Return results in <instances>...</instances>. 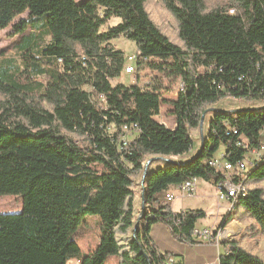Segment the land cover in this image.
I'll return each instance as SVG.
<instances>
[{"label": "trees", "instance_id": "1", "mask_svg": "<svg viewBox=\"0 0 264 264\" xmlns=\"http://www.w3.org/2000/svg\"><path fill=\"white\" fill-rule=\"evenodd\" d=\"M57 1L0 0V29L12 25L9 36L34 28L37 16L44 20L36 29L50 36L36 48V34H23L21 66L0 63V194L23 197L21 212L0 213V264H106L111 254H120V264H172L171 254L152 242L150 225L165 222L194 242L196 224L208 213L174 212L169 186L192 177L215 185L222 174L208 159L222 145L225 158L237 162L264 144V103L217 106L233 98L264 102V0H161L178 40L152 18L149 0H89L93 33H54L47 21ZM113 17L119 22L101 29ZM121 36L136 43L137 68L155 72L147 84L112 83L127 60L113 43ZM176 81V98L168 100L176 126L169 127L155 117ZM204 112L207 133L200 134ZM131 123L139 132L122 145V126ZM226 123L239 133L228 134ZM196 131L199 153L182 162L165 159L187 153ZM240 134L247 140L242 144ZM254 162L244 182L247 194L226 221L243 212L255 221L248 229L258 234L264 230V156ZM142 190L146 224L123 244L119 234L133 229ZM88 213L100 216L101 236L80 256L73 234ZM222 245L220 264H264L239 240Z\"/></svg>", "mask_w": 264, "mask_h": 264}, {"label": "rangeland", "instance_id": "2", "mask_svg": "<svg viewBox=\"0 0 264 264\" xmlns=\"http://www.w3.org/2000/svg\"><path fill=\"white\" fill-rule=\"evenodd\" d=\"M147 8L152 18L162 27V29L169 36H171L175 40H178L175 30L174 17L163 6L161 0H149ZM57 10L59 12L53 9V13L51 14V18H52L51 32L67 33L74 36L82 33L91 34L94 32L93 31L94 20L91 16V6L89 0H60L59 4H57ZM27 14L28 12L26 11L18 15L17 17H15L13 23L19 20L21 17H25ZM35 18L36 19L33 22L35 29L32 27H28V29L23 34H28V35L32 33L36 34L37 42L34 47L37 48L39 45L41 46L45 42H47L50 39V36L46 34L43 31V29H41L42 27L36 29V26L40 25V23L43 22L44 20L42 19L43 17L37 16ZM119 20L120 18L113 17L104 25H102L101 29H107L108 27L115 25L117 22H119ZM11 26L12 25H9L5 29L0 30V36H1L0 57L1 60H11L13 64L17 65L19 68L21 66V53L17 43L19 41L21 43L22 34L9 36V32H11ZM113 43L116 45L118 49L124 51L126 56L138 53L136 43L123 36L114 39ZM154 74L155 72L151 70L147 65H141V67L137 68V71L135 73H128V74L123 73L122 76L112 80V83L117 84L119 82H123L126 84H130V83H136L138 81L140 84L144 85L151 81V79L154 77ZM179 87H180L179 81H176V83L173 85L172 91L164 96V98H166V101L163 102L162 112L168 118H170L171 122L174 120V118L169 110L171 103H169L168 100H173L176 98V93L179 90ZM95 98H97V96H95ZM263 103L264 102L258 100H254L250 102L243 98H233V99L221 100L219 104H217V106L219 108H231V107L261 105ZM211 114L212 112L209 111L207 113V116H211ZM208 121H209L208 117H205L204 128L202 132L204 134L207 133ZM109 131L113 132V129L110 128ZM202 133L200 130V134ZM200 134L197 131L194 133V144L187 153L179 156H168L165 157V159L171 158L176 161L182 162L183 160L192 157L195 153H197V151L201 146L202 139ZM224 148L225 147L222 145L220 149L215 153L214 157H220L221 155H223ZM247 157L248 159L251 160L255 158L254 155H249V154ZM156 165L160 166L161 164H156ZM140 179H141V175L136 177L137 182L140 181ZM207 184L211 185L210 182L208 183V181L201 180L196 195L203 192L205 188H203L202 186H207ZM260 184L264 185V180L261 181ZM200 187L202 189H200ZM196 195L187 196L185 198L180 197L179 201L182 200L186 203H189V205H198V203H201V205H203L204 200L202 202H199V198ZM177 200L178 199H175L173 202H176ZM22 210H23V197L21 194H14V193L0 194V213H18L21 212ZM139 213L140 210L137 212V216L139 215ZM136 220L137 217L135 219V222ZM223 221H226V217L224 218ZM223 221L222 223L221 222L217 223L214 226V228L220 227V225L223 224ZM141 222H142V218H141ZM230 223H231V227H233L232 232L236 233V236H234V240H239L242 245H244L245 247H247L249 250H251L256 254L259 253L258 255L264 258V230L259 229L258 234L252 233V230H249L248 227L252 223H255V221L251 219L248 215H245L243 212L240 214H235L233 220H230L229 222L227 221L225 223V227L228 228ZM232 223L234 224L233 226ZM101 230H102V222L100 216L96 213H88L84 217L83 222L77 227V229L74 231L73 234L74 239L78 242V244L82 249L80 256H83L89 251V249L95 248L97 246L101 236ZM134 232L135 231L131 229L128 233L119 234V238L121 242L123 244H127L129 240L133 237ZM228 240H232V236L223 237L222 241H228ZM120 260H121L120 254H111L107 257L106 264H120Z\"/></svg>", "mask_w": 264, "mask_h": 264}, {"label": "crops", "instance_id": "3", "mask_svg": "<svg viewBox=\"0 0 264 264\" xmlns=\"http://www.w3.org/2000/svg\"><path fill=\"white\" fill-rule=\"evenodd\" d=\"M59 1L55 2L51 6L52 7L51 13H53V9L59 12L57 10V4H59ZM51 20L52 18L50 16L48 18L47 23H48V27L52 30ZM0 40H1V36H0ZM17 45L18 46L21 45L20 41L17 43ZM1 61L3 60H1L0 57V63ZM172 108L173 105L171 104L169 110H171ZM159 115L168 118L165 114H163L162 109ZM155 118H158V116H156ZM166 121L169 127L176 126L175 118L172 122L170 121V118H168ZM224 152H225V148H224ZM201 180L203 179L199 178L197 191ZM202 187L205 188V190L198 195H196L197 194L196 191L194 195H196L199 198V202H202L204 200L203 205H201V203H198V205H189V203H186L182 200L179 201L180 197L185 198L187 196L179 192L175 184L170 185L167 192L170 191L175 194L174 199L171 200L172 210L174 212H180L186 209H204L208 213V216L199 219L196 226L213 228L217 223L221 222L222 219L224 220V218L227 216L229 201L226 202V201L218 200L216 188L213 183H211V185L207 184V186H202ZM200 189L202 188L200 187ZM175 199L178 200L176 202H173ZM138 204L139 207L141 208V204H142L141 196L138 199ZM233 217L234 215L231 217V220H233L232 219ZM141 223L146 224V220L142 219ZM149 236L151 237L152 242L158 247V249L161 252H169L171 256L174 257L175 264H220V256L225 250L224 246L222 245V243L225 241L218 242L217 240H213V241L195 240L194 242H188L184 239H181L173 232L172 228L167 223L162 221H158L150 225Z\"/></svg>", "mask_w": 264, "mask_h": 264}, {"label": "built area", "instance_id": "4", "mask_svg": "<svg viewBox=\"0 0 264 264\" xmlns=\"http://www.w3.org/2000/svg\"><path fill=\"white\" fill-rule=\"evenodd\" d=\"M230 13H235L236 10L235 8H230L229 10ZM140 58L139 53L137 54H132L127 56L126 64L124 67V73H135L137 71V61ZM147 57L144 56L142 57V60H146ZM100 98L103 100L104 96L100 95ZM162 109V106H161ZM160 114V113H159ZM158 116L156 118L160 122L164 123L167 125V118L165 116ZM168 126V125H167ZM226 128L228 131V134H238L239 130L235 125H232L230 123H226ZM138 125L136 123H131V124H125L122 126V135L120 138V142L122 145L128 144L130 140L133 138L136 132L138 131ZM240 140L238 143L242 144L246 142V137L243 134H240ZM248 154L249 155H254L255 160L260 158L261 156H264V144H262L261 148L259 149H254L250 152H247L245 156L241 159L238 160L237 162H232L229 161L228 159L225 158L224 154L221 155L220 157H211L208 159V162L210 165H212L217 171H219L222 174V179L218 181L215 184L216 192H217V198L219 201H229L230 197H232V193L235 192L236 190H248V187L246 184H241V182H238V175L242 174V169L245 168V166L253 164L254 159H248ZM198 177H192L188 180H185L184 182L177 184V190L181 192L182 194L186 196H192L196 193L197 187H198ZM175 197V194L168 191L166 192V198L168 200H173ZM227 221H223V224L220 225V227L216 228H210V227H198L196 226L194 229V236L196 240L200 241H213L217 240L218 242H223L222 241V234L225 233V223ZM222 223V221H221ZM234 236H236V233H232V240H234ZM169 261L172 264H175V259L173 256L169 258ZM69 264H78L77 260H72Z\"/></svg>", "mask_w": 264, "mask_h": 264}, {"label": "bare ground", "instance_id": "5", "mask_svg": "<svg viewBox=\"0 0 264 264\" xmlns=\"http://www.w3.org/2000/svg\"><path fill=\"white\" fill-rule=\"evenodd\" d=\"M259 159V158H258ZM257 159V160H258ZM256 162V161H255ZM255 162H253V164H250V165H247L245 166L244 169H242V174L241 175H238V182H241V184H244L246 178H247V173L248 171L254 167V164ZM246 193V190H236L235 192L232 193V197H230V200H229V205H228V213H227V216L226 218L228 217V214L229 213H233V211L235 210V207H236V204H237V201L238 199L241 197V196H244ZM234 224L232 223V226ZM227 226V225H226ZM239 228V227H238ZM232 229L233 227H231V223L230 225L227 227H225V233L222 234V240H223V237H229V236H232Z\"/></svg>", "mask_w": 264, "mask_h": 264}, {"label": "water", "instance_id": "6", "mask_svg": "<svg viewBox=\"0 0 264 264\" xmlns=\"http://www.w3.org/2000/svg\"><path fill=\"white\" fill-rule=\"evenodd\" d=\"M247 108H250V107H247ZM247 108H237V109H235V111H239V110L247 109ZM205 114H206V112L203 113L202 118H201V121H200V130H201V133L203 132V128H204ZM202 147H203V143H201V146H200V148H199V150H198L197 153H199V151L202 150ZM152 159L153 158H151V159H149V160L146 161V164H145V167H144V170H143V174H142V182H143V180H144V178H145V176H146V174L148 172L149 164L152 162ZM166 160L167 161H170V162L175 161V160H173L171 158H166ZM141 198H142L141 209H140L139 215L137 216V220H136V222L134 224L133 231H135L136 229H139L140 228L141 218H142V216L145 213L144 190H142V192H141Z\"/></svg>", "mask_w": 264, "mask_h": 264}]
</instances>
